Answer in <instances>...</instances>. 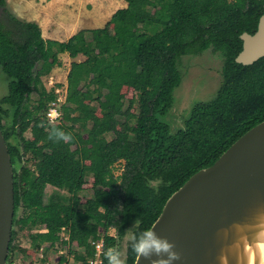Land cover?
<instances>
[{
	"label": "trees",
	"instance_id": "16d2710c",
	"mask_svg": "<svg viewBox=\"0 0 264 264\" xmlns=\"http://www.w3.org/2000/svg\"><path fill=\"white\" fill-rule=\"evenodd\" d=\"M125 1L103 26L56 40L44 38L35 21L19 18L0 0V66L10 78L0 98V128L14 182L9 252L14 226L46 228L30 233L34 247L57 241L65 227L71 241L86 247L76 259L93 254L89 238L103 236L105 264H113L131 229L125 264H133L134 246L170 194L264 119V56L250 64L235 61L240 34L256 30L264 0ZM209 47L223 55L221 82L172 132L162 116L181 82L179 60ZM61 52L84 59L71 61L61 118L51 123L46 111L57 93L40 77L61 63ZM125 87L134 95L126 97ZM95 106L99 114L91 110ZM87 175L92 195L82 200Z\"/></svg>",
	"mask_w": 264,
	"mask_h": 264
},
{
	"label": "water",
	"instance_id": "95a60500",
	"mask_svg": "<svg viewBox=\"0 0 264 264\" xmlns=\"http://www.w3.org/2000/svg\"><path fill=\"white\" fill-rule=\"evenodd\" d=\"M240 38L235 61L250 64L264 56V7L256 30ZM13 214V167L0 128V264H6ZM150 228L179 254L172 264H248L245 247L264 229V119L172 192ZM133 264L149 261L136 256Z\"/></svg>",
	"mask_w": 264,
	"mask_h": 264
},
{
	"label": "rangeland",
	"instance_id": "374dc122",
	"mask_svg": "<svg viewBox=\"0 0 264 264\" xmlns=\"http://www.w3.org/2000/svg\"><path fill=\"white\" fill-rule=\"evenodd\" d=\"M123 3L126 4V1L88 0L86 2V6L89 11H91L94 7H97L96 11L100 12V9L104 8V21L101 22V26H103L109 16L108 14L116 8L121 7ZM222 63L223 55L211 47L199 53H187L180 58L179 69L182 74L181 82L174 89V101L172 107L165 115L162 116V119L169 124L172 132H175L183 127L184 120L189 116L191 108L196 102L208 100L215 95V92L221 82ZM54 66L50 69L49 73L42 75L40 78L45 87L50 88L52 85H55L60 89L61 93H63L64 88L62 86L66 80V72L59 64L56 66H60L57 68L59 69V74L57 75L56 73H53ZM9 79V76L0 66V98L7 93ZM123 90L125 91L126 97H130L135 93V90L130 88L125 87ZM91 110L94 111V113L99 114V110L96 106ZM116 126L118 129H122L123 123L119 122ZM26 134L28 136L30 135L29 132ZM88 134L89 133L87 132L84 135ZM107 135L109 138L113 136V130L111 127L107 128ZM88 145H93L91 140L88 141ZM121 166L122 162H118L113 165L115 174L120 173ZM91 185L92 176L87 175L85 177V181L80 185V195L82 200H87L91 197ZM14 227L17 230V236L13 242V248L10 252L8 251L9 256L6 259V264H34V260L37 257V250L36 247L32 246L30 233L39 228H34L32 230H19L17 226ZM99 229L102 230L103 228L99 227ZM108 231L110 234L115 235L114 228H109ZM131 235L132 231L131 229H128L125 236L120 240L118 249L114 252V261H119L121 264H125L126 243L131 238Z\"/></svg>",
	"mask_w": 264,
	"mask_h": 264
},
{
	"label": "crops",
	"instance_id": "0c3cea01",
	"mask_svg": "<svg viewBox=\"0 0 264 264\" xmlns=\"http://www.w3.org/2000/svg\"><path fill=\"white\" fill-rule=\"evenodd\" d=\"M9 9L19 18L35 21L41 29L44 38L66 40L81 28L99 27L104 18V8L100 12L94 7L91 11L86 6L88 0H6ZM126 5L123 3L121 7ZM117 9V8H116ZM115 9V10H116ZM113 10L108 14L107 20ZM98 12V13H97ZM106 20V21H107ZM68 58V59H67ZM84 59L83 54L75 57L67 52L59 53L60 65L68 72L71 61ZM57 66V65H56ZM54 66L53 73L59 74L58 67ZM65 74V76H66ZM63 82V81H62ZM66 90V80L62 86ZM47 88V87H46Z\"/></svg>",
	"mask_w": 264,
	"mask_h": 264
},
{
	"label": "built area",
	"instance_id": "2783aa9c",
	"mask_svg": "<svg viewBox=\"0 0 264 264\" xmlns=\"http://www.w3.org/2000/svg\"><path fill=\"white\" fill-rule=\"evenodd\" d=\"M55 92L57 96L49 102L46 111V117L51 123L59 122L62 114L61 105L65 100V91L61 93L60 89L55 87ZM45 230V227L36 229V231ZM99 232L102 233L103 229H99ZM108 234H110L109 231ZM59 236V239L53 243L44 241L39 247H36L37 257L34 260V264H105L103 236H99L98 238L91 237L87 240L92 245L94 251L92 255H87L85 260L76 259L75 256L76 252L86 251L85 245L71 241L65 227L60 229Z\"/></svg>",
	"mask_w": 264,
	"mask_h": 264
},
{
	"label": "clouds",
	"instance_id": "9594fccd",
	"mask_svg": "<svg viewBox=\"0 0 264 264\" xmlns=\"http://www.w3.org/2000/svg\"><path fill=\"white\" fill-rule=\"evenodd\" d=\"M173 247L166 238L157 237L153 228H150L144 232V238L134 246L133 250L137 257H143L149 261V264H172V261L180 258L179 254L171 251ZM153 256L157 259H152ZM113 264H121V262L114 261Z\"/></svg>",
	"mask_w": 264,
	"mask_h": 264
},
{
	"label": "bare ground",
	"instance_id": "6f19581e",
	"mask_svg": "<svg viewBox=\"0 0 264 264\" xmlns=\"http://www.w3.org/2000/svg\"><path fill=\"white\" fill-rule=\"evenodd\" d=\"M37 246H39V244ZM110 252H111V250H110ZM91 253H88V254H91ZM245 254H246V257L248 259V264L252 263L253 257L255 255L259 256L258 257L259 258V263L258 264H264V229H261L258 232L257 242L253 246H246L245 247Z\"/></svg>",
	"mask_w": 264,
	"mask_h": 264
}]
</instances>
